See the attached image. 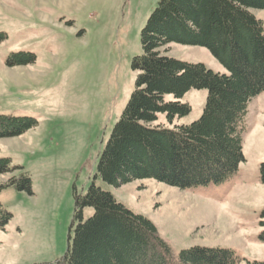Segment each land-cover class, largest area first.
<instances>
[{"label": "rangeland", "instance_id": "obj_1", "mask_svg": "<svg viewBox=\"0 0 264 264\" xmlns=\"http://www.w3.org/2000/svg\"><path fill=\"white\" fill-rule=\"evenodd\" d=\"M159 1L0 0V115L37 120L20 135L0 138V158L17 167L0 173V202L12 214L0 227V264H59L79 222L75 194L93 183L150 219L175 258L201 246L229 249L237 264L264 261V91L248 103L244 160L228 179L180 188L146 178L116 187L96 176L134 89L142 29ZM252 12L264 23V9ZM169 48L178 59L226 71L206 47ZM15 56L32 60L11 65ZM207 94L189 90L182 101L191 111L175 123L197 120ZM24 172L32 193L10 182ZM92 213L85 208L84 219Z\"/></svg>", "mask_w": 264, "mask_h": 264}, {"label": "trees", "instance_id": "obj_2", "mask_svg": "<svg viewBox=\"0 0 264 264\" xmlns=\"http://www.w3.org/2000/svg\"><path fill=\"white\" fill-rule=\"evenodd\" d=\"M252 9H264V0L159 1L142 29V53L132 61L138 71L134 89L100 152L97 177L116 187L153 178L190 188L220 183L238 170L244 160L242 123L247 106L264 91V23ZM171 43L206 47L226 71L169 55ZM13 58L11 65L32 60ZM191 89H207L203 113L191 123L176 124V117L191 111V105L182 101ZM36 125L32 117L0 115V138L20 135ZM14 168L9 158H0L1 174ZM261 177L264 182V163ZM10 182L32 193L26 172ZM87 207L93 213L84 219ZM74 216L79 220L75 235L59 264H237L239 260L229 249L201 246L183 249L175 258L150 219L96 183L86 193L75 194ZM11 217L0 202V227Z\"/></svg>", "mask_w": 264, "mask_h": 264}]
</instances>
